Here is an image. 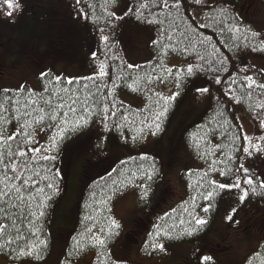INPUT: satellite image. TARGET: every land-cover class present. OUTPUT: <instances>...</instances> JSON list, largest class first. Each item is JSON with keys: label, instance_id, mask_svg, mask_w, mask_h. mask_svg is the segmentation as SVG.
Segmentation results:
<instances>
[{"label": "trees", "instance_id": "obj_1", "mask_svg": "<svg viewBox=\"0 0 264 264\" xmlns=\"http://www.w3.org/2000/svg\"><path fill=\"white\" fill-rule=\"evenodd\" d=\"M121 1L116 0L113 4L111 0H80L77 4L76 0H68L66 3L69 13H72L71 22L74 23L71 30L79 35L78 47L86 50L82 57L87 64L85 71H82L84 74L68 78L65 74L56 75L49 69L38 75V88L28 82L20 87L0 88V100L6 96L12 98L11 105L4 103L7 111H0V124H4L6 134L16 133L19 125L38 114L33 108L44 106L41 96L50 98L53 104L60 102L59 97L67 100L72 96L78 101L73 105L78 109L77 115H85L89 119L86 126L76 131L69 130L58 149L45 153L55 156L54 161L41 160L39 154L31 153L36 156V160L29 161L31 170L25 171V177L34 172H39V176L35 177L38 180L45 175H54L58 190L46 187L52 181H41L39 187L44 188V194L33 190L35 199L28 198V193L25 192L23 202L15 197L11 199L10 203L16 207L0 201V223L8 225L7 234H0V245H3L0 253L11 258L10 264H18L20 259L41 261L51 252L53 235L50 221L53 207L66 186L63 170L67 159H64L65 144L75 137L87 149L88 155L82 167L76 226L66 239V253L59 264H77V259L88 250L95 252L93 264H131L123 259H115L111 249L112 242L122 230L121 223L113 214V201L117 195L126 193L136 194L137 206L147 213H138L132 226L136 231L135 236L141 229L149 228L146 245H155L159 241L190 240L205 234L213 226L223 197L229 192L242 193L245 189L249 191V195L244 199V204L256 201L258 207L249 205L248 211L239 207L232 213L233 219L228 221V225L243 216L246 224L264 231V188L260 187V182L264 181V139H261L264 137V89L258 87L264 84V69L255 62V58L264 57V51H260L261 42L264 41L262 33L241 16L238 6L232 0H205L203 6L196 5L194 0H184L178 10L172 7L174 0H168V6L164 5L163 0H128L129 7L123 14H117L113 8ZM235 1L240 3L245 0ZM259 1L264 4V0ZM141 3L149 5L148 8L140 9L145 17L162 23L149 24L143 19H137V7ZM220 8L227 9L226 17L219 14ZM129 9L132 11L129 12ZM8 11L4 7L0 10V17L13 19L19 16L21 9L13 10L11 16L6 15ZM111 13L115 15L112 16ZM233 24L239 26V33H229L226 30L221 33V27ZM202 25L206 26L201 27ZM249 29L260 33V36L253 38ZM142 31L152 35L148 57L134 62L128 53L135 49V42H138ZM102 35L109 37L107 43L101 39ZM244 35H248L247 40ZM6 36V33L0 31V43L5 41ZM163 36H170L171 39H163ZM154 40H160L161 44H153ZM90 43L93 44L92 49H88ZM161 45L171 47L165 49ZM177 58L180 61H176ZM101 61L107 65V75L104 77L97 75ZM129 64L140 67L128 68ZM189 64L194 66L191 76L186 72ZM197 65L200 67H195ZM167 69L172 70L171 75ZM178 72L181 73L179 76ZM246 76H251L256 85L247 87L248 81L244 79ZM56 77L60 79L57 80ZM87 77L93 79L89 80ZM137 77L140 78L138 85L134 84ZM217 79L220 83H216ZM137 86L139 90L133 91L132 88ZM205 87L208 89L206 93L196 90ZM62 89L68 91L64 92ZM121 90L143 96L144 106L136 107L120 99L118 92ZM177 93L174 100L165 104L164 97ZM86 98L87 104L84 107L89 109V113L84 112L80 103ZM33 100L38 103L32 104ZM25 105L29 107L26 108ZM105 107L109 109L106 114ZM165 107L167 111L158 121L160 130L147 127ZM181 110L184 111V116L177 117ZM64 111L68 109L62 110L61 118H64ZM25 112H31L32 116L23 115ZM113 112L115 115H112ZM17 116L20 117L19 120L16 119ZM105 116L108 118L105 119ZM66 118L74 119L71 112ZM59 119L54 123H59ZM5 120L9 123L5 124ZM141 128L144 129L142 133L139 132ZM125 130L132 136H122ZM26 131L32 132L36 143L23 145V136L19 135L15 143H12L13 150L16 144L27 149L38 147L43 150L57 129L44 126L43 131L40 127H36L35 131ZM80 134L83 135L79 139ZM149 136L153 138L148 140ZM163 136L171 139L170 149L178 146L173 144L176 136L177 144L180 143V147L184 145L186 152L202 165L187 167L181 171L179 177L185 184V196L170 210L158 212L152 204V196L155 195L157 180L164 173L161 155L169 150L165 144L158 146L157 141ZM245 137L251 138V144L258 145L260 151L252 148ZM125 148L133 152H126ZM244 148H249L251 155L244 152ZM2 167L0 164V168ZM244 169L248 171L245 172ZM221 171L226 174L221 175ZM249 177L254 181L253 185L245 182ZM237 179L240 181L239 188L217 187L212 199L203 198L208 191H212L211 181L231 185ZM253 187L256 189L254 193L251 191ZM145 190L147 196L144 195ZM45 196L51 198L45 200ZM205 208H208L207 212L204 211ZM251 211L253 212L250 213ZM247 212L248 215L245 216ZM5 213L8 214L6 217ZM33 213L36 215H32ZM151 218L155 220L150 226ZM200 218L207 223L197 225L196 219ZM113 221L119 224L118 228ZM188 232L192 234L188 235ZM59 237L60 235H54V239ZM94 238L104 240V245L95 244ZM132 239L131 234L127 233V240ZM41 240L46 243L41 245ZM33 242L39 245L37 254L41 258L37 259V254L17 256L22 248L27 250ZM114 252L120 254L117 249ZM211 263V260L203 263L201 259L199 264ZM245 264H264V241Z\"/></svg>", "mask_w": 264, "mask_h": 264}, {"label": "rangeland", "instance_id": "obj_2", "mask_svg": "<svg viewBox=\"0 0 264 264\" xmlns=\"http://www.w3.org/2000/svg\"><path fill=\"white\" fill-rule=\"evenodd\" d=\"M67 2L68 0H20L19 16L13 19L0 17V31L7 35L5 41L0 43V88L20 87L24 82L38 88V75L49 69L56 75L65 74L68 78L84 74L82 71H85L87 64L82 57L86 50L78 47L79 35L71 30L74 23L71 22L72 13H69ZM231 2L238 6L241 16L251 22L253 27L262 33L264 39V4L259 0ZM128 7L129 1L122 0L113 11L123 14ZM151 39V34L140 32L138 42L134 45L135 49L128 53V56L134 62L146 59ZM92 48L93 44L90 43L88 49ZM176 61H179V58ZM255 62L264 69V57L255 58ZM118 95L136 107L144 105V98L140 95L125 90L119 91ZM179 116H184L183 110L178 113L177 117ZM82 135H79V139ZM170 140L168 136H163L157 141L158 146L165 144L169 148ZM177 143L175 136L173 144L178 146L169 148L161 155L164 176L157 181L152 201L160 212L170 210L185 196V184L179 177L181 171L187 167L202 165L193 155L186 152L187 149ZM156 150L159 152V149ZM124 151L129 150L125 148ZM87 155V149L80 145L77 137L65 144L64 159L66 157L67 159L63 170L66 186L63 195L53 207L50 221L53 235L52 250L44 260L20 259L18 264H59L65 256L66 239L76 226L82 167ZM241 195V192H229L223 197L213 226L205 234L190 240L161 241L158 244L163 245V249L148 246L146 251L143 246L149 229L140 232L138 242L127 240L128 227L134 222L139 209L136 194L117 195L112 210L121 223L122 230L111 244L114 258L123 259L131 264H199L204 257H211V264H245L249 256L257 251L264 241V231L246 224L243 216L234 219L231 225H228L230 220L226 217L232 215L234 209L241 207V210L248 211L249 205L254 206L253 208L258 207L256 201H251L249 205L244 204V200L241 202L239 199ZM258 213L257 209L256 217ZM140 214L145 213L140 211ZM143 217L146 218V215ZM54 235L60 237L54 239ZM115 249L120 254H116ZM94 257V250H88L77 259V264H93ZM11 261L9 256L0 253V264H10Z\"/></svg>", "mask_w": 264, "mask_h": 264}, {"label": "snow or ice", "instance_id": "obj_3", "mask_svg": "<svg viewBox=\"0 0 264 264\" xmlns=\"http://www.w3.org/2000/svg\"><path fill=\"white\" fill-rule=\"evenodd\" d=\"M76 2H77V4H79L80 0H76ZM115 2H116V0H111V3L114 4ZM163 2H164L165 6H168V0H163ZM183 2H184V0H174V4L172 5V7H175L178 10L183 5ZM194 3L196 5L203 6L205 4V0H194ZM4 7H6L9 10L6 13V15L11 16L12 11L13 10H19L21 5L19 3V0H2V4H0V10H3ZM148 7H149V5L147 3L139 4L137 7V13L138 14H137L136 18L137 19H143L146 23H149V24L162 23L161 21H158L155 19H148L147 17L144 16L143 12L140 11V9H145ZM128 11L131 12L132 10L129 9ZM218 12L222 16H225V17L227 16V9H225V8L218 9ZM110 15L114 16L115 14L111 13ZM217 23H220V22L217 21ZM204 26H206V25H202L201 27H204ZM225 30L229 33H239L240 32L239 26L235 25V24L228 25L226 27H221V29H220L221 33H223ZM101 32H103V29H101ZM248 32L250 33V35L253 38H258L260 36V33L251 31L250 29L248 30ZM162 38L163 39H169V40L171 39L170 36H163ZM236 38L238 39L239 37H236ZM101 39L105 43H107L109 37L106 35H102ZM244 39L247 40L248 35H244ZM200 43L202 44L203 41H200ZM153 44H161V41L160 40H154ZM161 46L164 47L165 49H167L168 47H171V46H166V45H161ZM193 48H195V44L193 45ZM173 50H175V49H173ZM185 51H187V49H185ZM260 51H264V41L261 42ZM200 59H204V58L200 57ZM106 67H107V65L105 64V62L101 61L99 64V71L97 73V75L99 77H104L107 75ZM127 67L133 68V67H140V66L129 64V65H127ZM195 67H200V66L197 65ZM166 71L169 73V75H171V71H172L171 69H167ZM186 72H187V75L191 76L194 73V66L192 64H189L187 66ZM180 74H181L180 72L177 73L178 76ZM42 75H47V74H42ZM56 79L59 80L60 78L56 77ZM87 79L92 80L93 77H87ZM139 79L140 78L137 77V80L134 81V84L138 85ZM149 79H151V77H149ZM244 79L246 81H248L247 87L251 88L252 86L256 85V81L251 76H246V77H244ZM69 83H72V81L69 80ZM216 83H220V80L217 79ZM258 87L264 89V84L258 85ZM132 90L138 91L139 88H138V86L133 87ZM196 90H197V92H200V93H206L208 91V89L206 87L205 88H197ZM45 91H47V89H45ZM62 91L67 92L68 89H62ZM32 95H35V93H33ZM175 95H178V93L174 94L173 96H170V97H164L165 104H168V103H170V101L174 100ZM40 99L43 100L44 106L39 107V108H33V111L37 112L38 114L33 119L25 120L24 124L19 125L18 129L16 130V133L6 134L5 129H4V124H0V164L3 165V167L0 168V201L8 203L10 207H16L15 204L10 203V201L13 197H15L16 199L23 202L25 200V196H24L25 192L28 193V198H30V199H35V196L33 195V190L37 193L44 194V188L39 187V184L41 183V181H52V182H48L46 184V187L49 189H56V186L54 183V175L53 176L45 175L43 177H40V179L38 180V179H35V177L39 176V172H34L33 175L25 177V171L31 170V169H29V161L36 160V156H33L31 153L39 154V158L41 160L54 161L56 159L55 156L47 155L45 153L52 152L53 150L58 149L59 143L63 140L65 134L69 130L76 131L80 127L86 126L89 123V119L86 118L85 115H77L78 109L76 107H74L73 105L77 104L78 101L76 99H73L72 96H69L67 100H65L64 97H59L60 102L57 104H53V102L50 98H45V97L41 96ZM102 99H106V98H102ZM69 101H70V103H69ZM5 102H7L9 105H11L12 98L10 96H6V97H4L3 100H0V111H7V108L4 107ZM237 102H239V100H237ZM17 103H19V101H17ZM31 103L36 104V103H38V101L33 100ZM80 103H81V107L84 108V112L89 113V109L87 107H84V105L87 104V98L83 102H80ZM25 107L27 108V107H29V105H25ZM65 108H67L68 111H64L63 112L64 118H61V112ZM108 111H109V109L107 107H105L104 113L106 114V113H108ZM166 111H167V107H165L163 111L157 113L155 115V119H154L153 123L147 125V127H149V128L155 127L156 131H159L160 130V123L158 121H160L161 117H163L165 115ZM17 112H19V109H17ZM69 112L72 113V115L74 117L73 120H69L66 118V117H68ZM23 115L31 117L32 113L31 112H25V113H23ZM112 115H115V113L113 112ZM19 118H20L19 116L16 117L17 120H19ZM58 118H60L59 123H54L58 120ZM107 118L108 117L105 116V119H107ZM49 121H51L53 123H49ZM4 123L5 124L9 123V121L5 120ZM70 125H71V127H69ZM262 125H264V121H262ZM44 126H46L49 129H51V128L57 129L56 133L51 136L49 144L45 149L42 150L41 148H38V147H33L31 149H27V148L21 146V144L30 145V144L36 143L35 137L32 135V132L26 131V129H32V131H35L36 127H40V130L43 131ZM105 127H107V125H105ZM143 131H144L143 128L139 129L140 133H142ZM19 135L23 136V140L21 141V144H16L15 150H13L12 143H15V141L17 140ZM133 139H135V137H133ZM245 139H247L249 141V144L251 145L252 148L256 149V151H260V148L258 145L251 144V138L245 137ZM261 139H264V137H261ZM243 151L248 152L249 155H251L249 148H244ZM26 157H27V159H25ZM49 171H51V169H49ZM237 171H239V169H237ZM244 171L247 172L248 170L244 169ZM9 173H11V175H9ZM220 174L225 175L226 173L221 171ZM148 178L151 179V176H149ZM245 182L249 185H253V183H254V181L250 177ZM210 187H212V191H208L207 194L203 196V198L206 200H210L214 197V195L216 194L215 189L217 187L220 189H225L227 187L239 188L240 187V181H239V179H237L231 185L217 184L215 181H211ZM260 187L264 188V181L260 182ZM56 190H58V189H56ZM251 191L254 193L256 191L255 187H253L251 189ZM144 195L147 196L146 190L144 192ZM248 195H249V191L247 189L243 190L242 195L239 197L241 202L244 199H246ZM50 198L51 197H48V196L44 197L45 200L50 199ZM193 199H195V198H193ZM38 207H40V206H38ZM209 207H211V205H209ZM0 211H2V209H0ZM204 211L207 212L208 208H205ZM234 211H235V209L233 210V212ZM4 215L6 217L8 214L5 213ZM21 215H23V213H21ZM32 215L35 216L36 214L33 213ZM40 215L41 216L43 215L42 211L40 212ZM37 218H39V217H37ZM226 218L230 221L233 219L232 215H229ZM112 223L117 228L119 227V224L116 221H113ZM206 223H207V221L202 219V218L196 219L197 225L203 226ZM237 223H238V221H237ZM13 226L15 227V224H13ZM7 227H8V225L0 223V234H7ZM157 234H159V232ZM164 234L168 235L167 232H165ZM191 234H192L191 232H188V235H191ZM94 241H95V244L101 245V246H103L105 243L104 240H101L98 238H94ZM39 243L41 245H43L46 242L41 240ZM2 246L3 245H0V247H2ZM153 247L163 249V245H161V244H155V245H153ZM38 248H39V245H37V244H35V242H33L31 244V246L27 248V250L22 248L17 253V256L18 257L32 256L34 254H37ZM36 258L39 259L41 257L37 254ZM203 259L207 261V260H211V257H204Z\"/></svg>", "mask_w": 264, "mask_h": 264}]
</instances>
